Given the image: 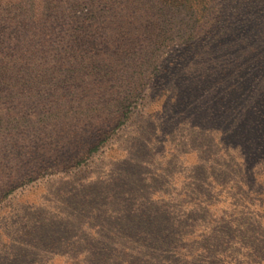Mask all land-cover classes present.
Segmentation results:
<instances>
[{
	"label": "rangeland",
	"instance_id": "1",
	"mask_svg": "<svg viewBox=\"0 0 264 264\" xmlns=\"http://www.w3.org/2000/svg\"><path fill=\"white\" fill-rule=\"evenodd\" d=\"M68 1L0 0V264H264V0Z\"/></svg>",
	"mask_w": 264,
	"mask_h": 264
},
{
	"label": "trees",
	"instance_id": "2",
	"mask_svg": "<svg viewBox=\"0 0 264 264\" xmlns=\"http://www.w3.org/2000/svg\"><path fill=\"white\" fill-rule=\"evenodd\" d=\"M16 1V0H15ZM77 0H69L68 1V4L70 5V8L68 9V13L66 15V18H68L69 16L72 17V5L76 2ZM172 1V5L176 6L177 4L180 5V0H171ZM41 0H17V3L16 5L13 4V8L16 10V11H20L21 12V15L23 16L24 14H26L27 16H29L30 18H35V16H37L38 12L41 11ZM45 6V4H43ZM37 20L40 19V16L36 17ZM87 19H90V17H88ZM86 26L87 25H82L79 30L77 31L76 34H73V35H70V36H75V40H71V43H77V42H80V43H86L87 41V38H84L81 39V35H86L88 34L89 32L86 30ZM71 33V32H70ZM79 38V39H78ZM13 41H15L16 43H18L17 39H14L13 38ZM4 54L2 53V50H0V64H2V58H3ZM7 67V66H6ZM2 70L0 69V78H6L5 75L9 72V74L11 73V70L8 69V71L5 69V65L1 66ZM236 184H238V180H236ZM247 190V188H246Z\"/></svg>",
	"mask_w": 264,
	"mask_h": 264
}]
</instances>
